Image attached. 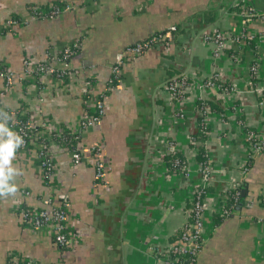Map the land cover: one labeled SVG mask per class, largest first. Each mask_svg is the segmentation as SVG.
<instances>
[{
  "label": "crops",
  "instance_id": "obj_1",
  "mask_svg": "<svg viewBox=\"0 0 264 264\" xmlns=\"http://www.w3.org/2000/svg\"><path fill=\"white\" fill-rule=\"evenodd\" d=\"M240 1L0 0V22L8 16L23 22L0 33V65L7 69L18 72L23 58L34 65L81 41L64 80L44 74L7 88L0 81V108L19 109L43 134L75 132L84 112L83 80L91 81L90 94H98L125 46L177 26L169 46L121 66L102 97L100 124L80 136L78 162H71L66 147L49 141L54 176L46 184L36 142L16 151L12 166L21 174L9 183L17 191L0 197V264L9 254L40 264H160L156 250L178 239L199 189L205 239L194 264H264V149L242 169L245 132L260 130L264 120V0H243L256 17L240 15ZM54 2L71 8L32 17V9ZM240 23L242 44L228 43L213 57L204 33L219 29L239 36ZM255 58L254 76L249 68ZM212 74L218 86L207 84ZM177 75L187 85L172 97L164 82ZM200 100L210 108L199 106ZM97 140L105 175L94 185L88 147ZM168 143L179 168L166 161ZM236 189L239 201L221 216L226 193ZM56 193L65 195L66 230L75 234L62 249L52 245L50 226L21 225L15 213L17 205L38 208L42 197Z\"/></svg>",
  "mask_w": 264,
  "mask_h": 264
},
{
  "label": "built area",
  "instance_id": "obj_2",
  "mask_svg": "<svg viewBox=\"0 0 264 264\" xmlns=\"http://www.w3.org/2000/svg\"><path fill=\"white\" fill-rule=\"evenodd\" d=\"M239 7V14L244 17H256L258 13L243 0L237 2ZM71 8L68 3L50 4L46 9L34 8L32 9L33 18L52 17L58 13L65 12ZM23 23L20 19L14 16H8L0 22V33L5 30H10ZM239 36H231L225 31L214 30L206 31L203 37L211 44V54L217 57L228 43H237L244 39L242 33V25H239ZM177 31V26L171 25L163 32L154 33L142 40L134 42L125 46L121 52L117 53L109 68V76L105 84L98 94H90L91 81L89 79L83 80L80 86V98L83 104L84 112L79 121L78 129L71 136H66L62 130L54 132L58 138L60 145L64 146L70 152L71 162L75 164L82 157V151L79 147V139L84 131L97 127L100 124L103 115V102L102 97L108 90L114 86L113 82L118 80L119 71L121 66L129 59L142 54L149 49L166 48L173 40V34ZM241 38V40H240ZM81 41L74 40L68 44L63 45L57 52L48 53L46 57L31 65L27 58L21 61V69L16 72L7 69L5 66L0 65V81L4 88L11 86L16 81L23 82L30 77L39 75H50L57 80H64L69 70V60L76 54L80 48ZM257 67V59L255 58L250 65V72L255 76ZM217 77L212 74L206 79L207 84H216ZM186 79L182 75L173 76L164 82L165 88L169 91L172 97L180 96L183 88H186ZM217 85V84H216ZM218 86V85H217ZM89 103V105H88ZM21 114L19 109L11 110L8 108H0V122L7 121V127L14 133L23 138L24 144L20 148L27 147L36 142V159L39 168L40 179L43 183L49 184L54 176V163L47 151L48 138L47 134L31 131V125L28 118L25 116L23 119L17 117ZM25 115V114H23ZM39 130L42 126L38 127ZM36 131V130H35ZM39 139V140H38ZM247 157L242 166L243 171L255 156H257L264 149V120L261 129L258 131L247 130L245 132ZM102 143L94 141L88 147V155L90 157L92 166V183L94 185L102 182L105 175V164L103 160ZM19 148V149H20ZM167 153L171 156V166L179 168L180 160L174 154L173 146L167 144ZM207 170L203 166L202 171ZM238 190L234 192L238 194ZM24 193L28 194L27 191ZM201 189L193 191L191 196V207L189 208L187 220L179 227L178 239L171 245L165 248L157 249V259L160 264H194L195 258L203 245L205 237L202 233V212L203 204L201 203ZM65 202V195L63 193H56L42 197L40 206L38 208H30L24 205H17L15 213L21 225L31 228H38L42 226H50L51 228V243L54 247L65 248L69 244V236L71 234L66 230L67 207ZM230 207L222 208V215L230 213ZM2 264H40L38 261L27 257H20L16 254H9Z\"/></svg>",
  "mask_w": 264,
  "mask_h": 264
},
{
  "label": "clouds",
  "instance_id": "obj_3",
  "mask_svg": "<svg viewBox=\"0 0 264 264\" xmlns=\"http://www.w3.org/2000/svg\"><path fill=\"white\" fill-rule=\"evenodd\" d=\"M5 122H0V197L14 195L17 188L13 181L21 173L12 166L16 151L24 144L23 138L11 131Z\"/></svg>",
  "mask_w": 264,
  "mask_h": 264
},
{
  "label": "trees",
  "instance_id": "obj_4",
  "mask_svg": "<svg viewBox=\"0 0 264 264\" xmlns=\"http://www.w3.org/2000/svg\"><path fill=\"white\" fill-rule=\"evenodd\" d=\"M54 4H58V3H55L54 2ZM31 13H32V11H31ZM113 84L115 85V81L113 82ZM198 104H199V106L200 105H204V104H207L208 105V107L210 108V106H209V102L208 101H203V100H200L199 102H198ZM26 115H23V114H18L17 115V117L18 118H20V119H23L24 117H25ZM35 130H39V128L37 127V128H31V131H33V132H37V131H35ZM62 132L68 137V136H71V135H73L74 133H71V132H69V131H66V130H62ZM203 132L204 131H201L200 133H199V135L201 134V136H202V134H203ZM40 133V132H39ZM41 134V133H40ZM47 135H48V138H46L45 139V141L46 142H48V141H55V142H58L57 140H58V138L55 136V134H54V132H50V133H46ZM39 140V139H38ZM171 156L172 155H167V157H166V161H167V163H168V165L169 166H171ZM250 163V162H249ZM237 190V189H236ZM236 190H230V192H228V193H226V196H227V199H226V205H227V207H232V206H234L239 200L238 199H240V196H239V194H237V195H235L234 194V192L236 191ZM238 200V201H237ZM221 216H226V215H221ZM178 236H179V232H178Z\"/></svg>",
  "mask_w": 264,
  "mask_h": 264
},
{
  "label": "water",
  "instance_id": "obj_5",
  "mask_svg": "<svg viewBox=\"0 0 264 264\" xmlns=\"http://www.w3.org/2000/svg\"><path fill=\"white\" fill-rule=\"evenodd\" d=\"M243 193H244V191H243V188H242V190L240 191V195L243 196Z\"/></svg>",
  "mask_w": 264,
  "mask_h": 264
}]
</instances>
